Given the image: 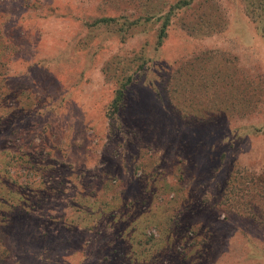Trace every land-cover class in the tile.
I'll use <instances>...</instances> for the list:
<instances>
[{
	"label": "rangeland",
	"instance_id": "374dc122",
	"mask_svg": "<svg viewBox=\"0 0 264 264\" xmlns=\"http://www.w3.org/2000/svg\"><path fill=\"white\" fill-rule=\"evenodd\" d=\"M217 1L230 21L227 30L191 37L173 22L163 46L152 55L149 71L129 90L122 128L110 134L104 112L114 83L104 75V64L118 61L110 68L121 69L129 51L151 45L155 26L147 35L120 43L89 25L114 14L102 0H0V115L11 108L21 113L26 104L34 110L15 112L0 127V195L7 192L3 183L16 181L19 188L12 187L33 197L37 207L16 210L19 216L0 222V264H108L104 258L115 239L113 229L102 225L95 230L87 221L74 229L64 226L65 216H71L68 205L107 178L128 201L141 200L145 196L137 179L150 176L177 183L187 206L200 204L192 222L208 252L198 264H264V201L259 206L247 198L251 210L229 212L217 198L230 171L264 180V129L256 131L264 128V44L236 13L235 3ZM208 51L230 57L241 81L250 78L262 92L246 117L190 124L179 118L177 102L171 105L167 87L177 86L172 74L178 64ZM189 71L198 78L199 70ZM177 89L189 90L185 81ZM1 95L8 97L7 103ZM52 105L49 133L35 128L47 121L43 115H36L33 123L26 118ZM30 140L35 147L28 157L35 168L26 163L4 172L5 150L20 152ZM73 220L82 219L76 214ZM149 233L158 235L156 230Z\"/></svg>",
	"mask_w": 264,
	"mask_h": 264
},
{
	"label": "trees",
	"instance_id": "16d2710c",
	"mask_svg": "<svg viewBox=\"0 0 264 264\" xmlns=\"http://www.w3.org/2000/svg\"><path fill=\"white\" fill-rule=\"evenodd\" d=\"M104 5H111L114 14H106L97 17L89 24L95 29H103L120 43H126L139 35H147L149 27H154L153 42L145 43L137 50L128 53L131 56L124 58L126 63L119 69L111 70L110 64L120 63L112 61L105 63L104 75L113 80L114 88L105 110L108 121L107 133L113 134L122 128L125 113L128 112V94L136 78L147 74L153 61L152 55L159 52L168 36L169 28L176 22L187 35L191 37H206L212 34L225 32L230 26L225 13L217 0H102ZM236 5V13L252 26L255 36L264 44V0H231ZM240 18V17H239ZM112 60V59H111ZM122 59V61H125ZM197 61V67L194 66ZM193 63V68L199 70L198 78L189 75L187 69ZM186 67V68H185ZM189 71V73H187ZM177 75L175 80L177 86L173 89L167 87L168 98L171 105L177 102L176 110L179 118L190 124L206 122L205 124L218 123L222 119L244 118L252 109L258 105L260 94L258 88L249 80L241 81L240 71L230 57L215 55L212 52H203L196 59L179 63L173 72ZM172 76V77H173ZM185 81L189 90L178 91V83ZM189 83V85L186 83ZM194 86V87H193ZM173 90V91H172ZM175 91V92H174ZM194 97L186 99L187 96ZM257 95L256 99H253ZM1 102L7 103L8 97L1 95ZM62 110V104H58ZM23 111H34L28 104L22 108ZM21 109V111H22ZM45 113L35 112L26 117L35 121L36 115H43L45 123L36 125L48 132V111ZM14 108L4 115H0V127L6 126L8 117L13 119ZM22 111V112H23ZM21 112V113H22ZM21 113H17L20 115ZM28 114V113H27ZM50 114V113H49ZM208 115V116H206ZM208 117V118H207ZM204 119V120H203ZM206 119V120H205ZM201 124V123H200ZM264 128H256L259 133ZM243 130V129H242ZM13 133V132H12ZM18 131L16 132V134ZM31 141V140H30ZM35 145L30 142L27 149L22 151L5 150L3 155V171L11 166L19 164L32 165L35 168V160L32 149ZM37 147V146H36ZM38 150L36 149V152ZM48 154L49 151H47ZM22 165V168H26ZM31 168V169H32ZM2 172V171H1ZM1 178H2V174ZM108 179V178H107ZM103 180L97 190L82 195L79 199L71 200L68 207L71 216H65L64 226L74 229L87 221L95 230L102 225L113 229L115 239L109 244L111 251L107 253L104 260L108 264H198L204 253L208 252L202 240L197 224H194V212L199 210V203L188 205L180 186L177 187L163 177L153 178L140 177L137 179L139 191L145 196L143 199L128 201L123 192L109 180ZM2 179H0L1 181ZM162 181V182H159ZM142 182H144L143 185ZM19 185L16 181L12 184L3 183L7 192L0 195V222H11L20 213L16 210L32 212L34 206L33 197H28L24 191H19L12 186ZM9 186V188H8ZM32 194L33 191H30ZM173 194L168 198L169 194ZM192 194V193H191ZM217 196L221 204L229 209V212L251 210L253 204L261 206L264 201V180H258L254 176L244 174L243 176L230 171L219 186ZM146 196H148L146 198ZM264 206V205H263ZM184 212L181 213V208ZM200 211V210H199ZM78 214L80 221L73 220ZM11 215V216H10ZM56 219V218H55ZM63 219V217H62ZM156 230L157 237L150 234ZM8 230L3 232L6 236ZM199 239V240H198ZM189 241H193L190 246ZM189 245V248L187 247Z\"/></svg>",
	"mask_w": 264,
	"mask_h": 264
}]
</instances>
